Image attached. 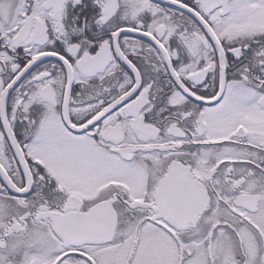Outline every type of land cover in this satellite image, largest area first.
Wrapping results in <instances>:
<instances>
[{"label": "snow or ice", "instance_id": "snow-or-ice-1", "mask_svg": "<svg viewBox=\"0 0 264 264\" xmlns=\"http://www.w3.org/2000/svg\"><path fill=\"white\" fill-rule=\"evenodd\" d=\"M0 264H264V0H0Z\"/></svg>", "mask_w": 264, "mask_h": 264}]
</instances>
